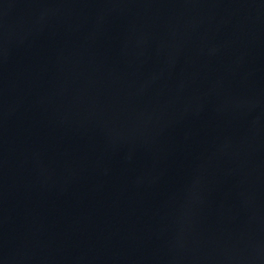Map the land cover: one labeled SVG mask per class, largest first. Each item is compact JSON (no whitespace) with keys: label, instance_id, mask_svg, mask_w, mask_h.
Here are the masks:
<instances>
[{"label":"water","instance_id":"1","mask_svg":"<svg viewBox=\"0 0 264 264\" xmlns=\"http://www.w3.org/2000/svg\"><path fill=\"white\" fill-rule=\"evenodd\" d=\"M0 264H264V0H0Z\"/></svg>","mask_w":264,"mask_h":264}]
</instances>
